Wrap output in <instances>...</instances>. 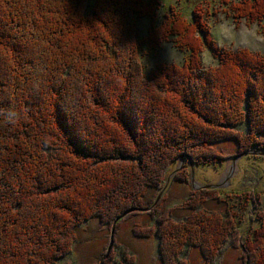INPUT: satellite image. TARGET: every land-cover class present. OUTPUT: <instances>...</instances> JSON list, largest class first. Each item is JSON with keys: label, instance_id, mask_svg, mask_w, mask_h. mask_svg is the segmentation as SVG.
I'll return each instance as SVG.
<instances>
[{"label": "trees", "instance_id": "1", "mask_svg": "<svg viewBox=\"0 0 264 264\" xmlns=\"http://www.w3.org/2000/svg\"><path fill=\"white\" fill-rule=\"evenodd\" d=\"M158 4L0 0V264H63L84 224L110 229L129 209L150 217L131 230L156 236L161 264H189L192 248L218 264L230 238L244 264H264V227L234 236L258 200L248 189L200 187L164 205L171 175L192 181L189 160L195 169L231 158L213 144L264 152V55L219 47L198 7L190 17L182 4L160 16ZM226 6L264 34V0ZM164 42L183 62L147 71L142 59ZM204 48L213 66L202 63ZM114 251L103 264L135 263Z\"/></svg>", "mask_w": 264, "mask_h": 264}, {"label": "rangeland", "instance_id": "2", "mask_svg": "<svg viewBox=\"0 0 264 264\" xmlns=\"http://www.w3.org/2000/svg\"><path fill=\"white\" fill-rule=\"evenodd\" d=\"M238 1L240 0H158L157 12H159L161 16L166 14L170 7H175V10L178 11L177 7L182 4L184 6L183 13H185L186 17H190L193 9L198 7L200 10L206 11V18H204L203 21L205 23L208 22L211 26L210 35L216 44L226 50L235 51L237 49H245L244 47L230 46L233 42L239 40L240 29L245 23V20L239 21L228 17L225 13V7H227L226 5L228 2L237 3ZM229 15L232 16L231 12H229ZM221 17L230 21L231 24L235 26L234 30L228 32L226 35L223 34V29L219 27ZM254 24L258 27L257 23ZM148 26V18H141L138 21V27L142 34L146 32ZM218 34L221 35L218 36ZM221 38L224 39L223 46H221L219 42ZM255 53L264 55V50L255 51ZM201 60L205 66H213L217 62V59L207 48H204L201 54ZM156 62L181 65L183 62V55L171 42H164L156 57H146L142 59V64H145L147 71H150ZM244 116H246L245 112ZM232 129L234 130V128ZM213 146L218 153L226 156V161L228 155H230L231 158H228V161H225L226 163L223 166H217L216 168L204 165L196 167L195 179L191 178L192 175L189 168V175L192 181H189L188 184L180 183L177 180L174 181V176L171 175L170 177L172 180L166 194L164 205L180 203L186 198L190 190L199 189L198 187L200 186L206 188L204 187L206 185L220 184L223 188L230 190L229 193H232L231 191L233 190L246 188L256 194L255 196L258 200H256L255 204L251 205L250 210L246 213V220L242 222L240 225L241 227L236 231L234 236H237L235 238H239V235L246 230L247 226L249 229H262V227H264V152L258 151L250 154H243L241 158L239 157L236 159L235 166L232 167V160L237 157V153H235V144L231 141H225L213 144ZM249 155L254 157L247 158L246 156ZM177 164L178 167H182L183 164H185V159H181V157L178 158ZM148 196L150 197L151 193H149ZM231 202L239 207H241L243 203V201L238 203L235 200ZM239 211L241 212L242 210ZM121 218L119 230L115 232L114 255L124 249L128 251V253L135 255L136 260L134 264H161L157 253L158 242L156 236L153 235L148 238L135 237L131 230L135 222L141 223L142 225L148 224L151 221L150 217L144 214L129 213L127 215H122ZM111 229L112 227L110 229L104 226L102 227L97 219H91L88 224H84L79 230L77 241L73 247L72 256L70 255V258H63L62 260H65L63 264H100L110 244ZM153 231L156 232L154 226ZM229 240L230 242L228 241L229 243L223 247L221 255L216 259L218 260V264H244V261L242 262L240 259L243 251L242 248L239 247V243L237 242L235 244L236 247L233 248L231 238ZM116 257L118 256L116 255ZM186 258L189 264H208L202 259L200 251L197 248L190 249Z\"/></svg>", "mask_w": 264, "mask_h": 264}, {"label": "clouds", "instance_id": "3", "mask_svg": "<svg viewBox=\"0 0 264 264\" xmlns=\"http://www.w3.org/2000/svg\"><path fill=\"white\" fill-rule=\"evenodd\" d=\"M219 27L223 29V34L226 35L228 32L233 31L235 26L230 21L221 17ZM221 34H218L220 36ZM221 46L224 44V39L221 38ZM231 47H244L251 51L264 50V34H262L259 28L253 24L249 26L246 22L241 26L240 38L238 41L233 42Z\"/></svg>", "mask_w": 264, "mask_h": 264}, {"label": "water", "instance_id": "4", "mask_svg": "<svg viewBox=\"0 0 264 264\" xmlns=\"http://www.w3.org/2000/svg\"><path fill=\"white\" fill-rule=\"evenodd\" d=\"M242 155H243V153H242V154H238L237 157H235V158L232 160V163H233L232 167L235 166L236 159L239 158V157L241 158ZM238 160H239V159H238ZM189 161H190V170H191V175H192L191 178L194 179V170H195V169H194V165H193V162H192L191 160H189ZM167 184H168V181H167V183H166V186H167ZM221 186H222V185H221ZM221 186H220V184H219V185L217 184V185H206V186H204V187H206V188H220ZM200 187H203V186H200ZM200 187H198V188H200ZM221 188H223V186H222ZM164 189H165V187H164V188L160 191V193L158 194V196H157V198H156L154 204H156V203L159 201L160 197H161L162 194H163ZM142 210H143V209H142ZM144 210H147V209H144ZM133 211H136V209H129V210H127V211L124 213V215H127V214H129V213H131V212H133ZM121 217H122V216H120L119 218H117V220H119ZM114 243H115V224L113 225V227H112V229H111V240H110L109 247H108L107 252H106V254L104 255L103 259L101 260L100 264H103L104 259L110 254L111 250L113 249Z\"/></svg>", "mask_w": 264, "mask_h": 264}]
</instances>
